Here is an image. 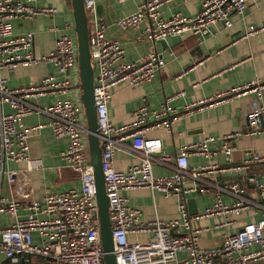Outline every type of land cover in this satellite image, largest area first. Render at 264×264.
Instances as JSON below:
<instances>
[{
	"label": "built area",
	"instance_id": "obj_1",
	"mask_svg": "<svg viewBox=\"0 0 264 264\" xmlns=\"http://www.w3.org/2000/svg\"><path fill=\"white\" fill-rule=\"evenodd\" d=\"M32 1L0 0V68L47 60L54 63L56 74L49 73L36 82L18 87H10L6 78L0 76V104L5 102L10 107L9 112L0 114V163L24 160L27 169L42 166L40 158L28 154L29 137L40 125L26 124L23 117L33 112H45L49 116L45 124L51 128L53 135L66 140L65 147L60 151L62 166L73 171L79 183L58 191L47 189L41 199L30 198L28 211L23 215L17 212L18 200L0 198V211L13 217L10 224L0 226V253L4 256L0 264H18L22 261L23 264H105L84 107L80 99L69 95L74 85L70 72L78 66L76 39L68 32L72 24L65 22L60 28V35L52 50L36 54L33 32L15 33L9 21L13 17L52 14L56 10L53 6L35 5ZM167 1L144 0L132 12L118 16L114 23L120 28L138 30L154 44L169 34L185 30L206 35L217 22L229 27L232 24L230 12H236L241 19L244 9V0H202L200 8L193 15L176 11L164 16L160 7ZM83 4L89 27L94 98L102 147L101 167L109 199L116 263L169 264L177 259L179 253H184L185 256L178 259L179 264H264V170L258 176H246V181L252 184L251 190L234 180L216 186L213 201L201 212L190 214L184 192L205 190L206 181L202 175L207 169L217 170L219 165L204 163L191 166L188 155L194 152L210 157L222 153L228 159L233 149L229 138L233 134L207 135L182 144L174 155L166 152L159 137H147L144 132L148 126L161 124L171 130L177 112L168 102L171 96L158 107L144 103L133 110L130 123L113 125L108 116L112 87L121 80L130 84L149 81L163 69L165 62L154 47L137 60H126L120 40L107 34V24L97 11L96 0H83ZM261 28L263 26L249 24L240 37ZM263 85L264 75L216 92L198 103H217L226 97L253 93L245 112L247 132L264 134ZM53 91H58L60 96L47 104L37 102L41 94ZM183 93V90H179L176 95ZM128 130L131 132L127 133ZM123 132V137L116 136ZM128 136L138 160L125 169H116L114 152L121 146L123 138ZM244 153L243 168L253 161L264 160V156L250 149L244 150ZM154 161L172 162L174 170L170 174L157 175L152 168ZM16 174V169L7 170V180L13 183ZM187 181L193 182L186 187L184 184ZM137 187L159 190L164 195H178L179 216L169 219L156 217L144 222L141 209L131 204L122 192ZM224 191L232 196L228 202L221 197ZM250 205L256 206L259 217L245 222L232 232H224L217 245L199 246L200 229L193 226L194 220L216 213L237 215ZM137 231H150L151 236L144 242H130L128 233Z\"/></svg>",
	"mask_w": 264,
	"mask_h": 264
},
{
	"label": "crops",
	"instance_id": "obj_2",
	"mask_svg": "<svg viewBox=\"0 0 264 264\" xmlns=\"http://www.w3.org/2000/svg\"><path fill=\"white\" fill-rule=\"evenodd\" d=\"M144 0H96L97 11L107 24V34L120 40L124 48L126 60H137L144 56L151 47L158 51L164 60L163 69L149 81L130 84L126 80L117 82L112 87V94L108 102V116L113 125L128 124L133 119V110L147 104L158 107L169 97V104L177 109L171 130L164 125L148 126L144 135L159 137L166 152L175 154L182 144L197 141L207 135L233 134L229 141L233 146L230 158L226 159L222 153L204 157L191 152L188 162L191 166L204 163H218L219 168L207 169L202 178L206 181L205 190L194 189L184 192L187 208L190 214L201 212L209 205L215 196L216 186L234 180L244 184L248 190L252 184L246 181V176L260 175L264 170V160L253 161L247 168L241 166L245 157L244 150L250 149L264 156V134L248 133L245 112L253 93L238 94L226 97L217 103H198L216 92L229 89L250 79L264 75V0H244L242 18L234 11L229 17L232 24L224 27L217 22L211 31L201 36L190 30L169 34L162 40L152 44L143 37L138 30L120 28L114 20L123 14L136 9ZM38 6H53L52 14H41L31 18L13 17L9 21L15 33L33 32V47L36 54L47 53L55 47L60 35V28L65 22L72 24L68 32L75 38L73 28L72 7L69 0H33ZM202 0H169L161 5L164 16L179 11L184 15H193L200 8ZM249 24L263 26V28L246 36L240 37ZM55 65L51 61H39L13 68H0V76L6 78L10 87H18L36 82L49 73H55ZM71 79L76 82L69 90V95L78 99L79 90H74L79 82L78 71L72 69ZM78 88V87H77ZM179 90L184 93L176 95ZM72 94V95H71ZM175 95V96H174ZM262 102L264 103V85L261 87ZM56 96L58 91L47 92L38 97L39 104H47ZM80 96V95H79ZM73 98V97H72ZM192 103V106L188 105ZM7 103L0 104V114L9 112ZM49 116L45 112H33L23 117L29 125H40L34 129L28 140V154L40 158L42 166L27 169L24 160H9L0 163V198L16 199L19 204L17 212L20 215L28 211L30 198L41 199L49 189L58 191L78 184L77 175L62 166L60 151L65 147L66 140L53 135L51 128L45 124ZM125 132L117 137H123ZM124 137L121 146L114 152V166L125 169L137 162V152ZM172 162L152 163L153 172L157 175L170 174L174 170ZM16 169L15 181L7 180V170ZM193 181L185 182L188 187ZM131 204L137 205L144 222L156 217L161 219L179 216L178 195H164L159 190L148 187H137L122 191ZM250 196V195H249ZM224 202L232 198L228 192H221ZM255 205H250L237 215L216 213L204 215L192 222L200 229L198 244L201 247L217 245L224 232H232L247 221L259 217ZM13 217L0 211V226L8 225ZM231 220V221H226ZM35 235V233H34ZM151 236L150 231L129 232L128 240L144 242ZM179 253L176 260L169 264H179ZM4 256L0 253V262ZM20 264V263H18Z\"/></svg>",
	"mask_w": 264,
	"mask_h": 264
},
{
	"label": "water",
	"instance_id": "obj_3",
	"mask_svg": "<svg viewBox=\"0 0 264 264\" xmlns=\"http://www.w3.org/2000/svg\"><path fill=\"white\" fill-rule=\"evenodd\" d=\"M69 1L72 7L73 26L77 44L79 74L78 86L81 89L80 100L84 107L86 139L90 163L92 165L95 180L96 202L103 250V260L105 264H117L113 251L114 242L109 214V199L105 192L104 175L101 167L102 147L94 98V68L91 63L87 15L83 0ZM158 41L162 43L164 40L159 39ZM129 132H131V130L127 131V133ZM127 141L131 142V139L128 138ZM20 264H23V261Z\"/></svg>",
	"mask_w": 264,
	"mask_h": 264
},
{
	"label": "rangeland",
	"instance_id": "obj_4",
	"mask_svg": "<svg viewBox=\"0 0 264 264\" xmlns=\"http://www.w3.org/2000/svg\"><path fill=\"white\" fill-rule=\"evenodd\" d=\"M75 33V32H74ZM76 39V38H75ZM76 71H78V66H77V68H74ZM74 82V81H73ZM74 83H76V82H74ZM78 87V88H77ZM77 87H74L73 89L74 90H79V94H78V96H77V98L78 99H80L79 98V95H80V93H81V89H80V87L79 86H77ZM72 95V94H71ZM72 97L74 98V96L72 95ZM76 99V98H75ZM33 258L32 259H35V257L34 256H32Z\"/></svg>",
	"mask_w": 264,
	"mask_h": 264
}]
</instances>
